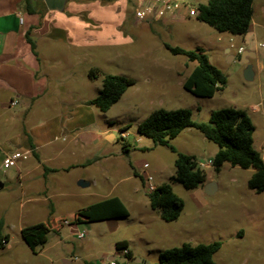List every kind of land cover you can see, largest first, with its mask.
<instances>
[{
  "label": "rangeland",
  "instance_id": "1",
  "mask_svg": "<svg viewBox=\"0 0 264 264\" xmlns=\"http://www.w3.org/2000/svg\"><path fill=\"white\" fill-rule=\"evenodd\" d=\"M115 1L71 0L88 5L73 16L88 27V35L98 32L108 41L95 45L89 40L77 48L73 37L64 41L67 33L59 28L53 36L61 40L35 39L52 86L63 88L58 99L66 103L41 106L28 123L32 135L45 131L52 140L44 149L49 150V161L43 164L48 170L45 176L47 170L37 166L32 150H28V159L17 162L20 181L14 165L9 169L0 166V184H5L0 190V220L2 233L8 235V242L0 247V264H109L110 257L122 263L126 258L114 247L119 241H126L134 257L146 264H156L163 250L212 242L221 243L213 256L215 264H264V192L248 187L251 169L228 163L218 172L212 167L203 169L216 190L201 194L170 181L174 152L143 136L137 140L138 124L154 110L188 109L194 121L207 122L212 111L236 107L251 116L253 147L264 161V117L250 111L252 104L264 100V77L257 74L254 80L245 81V66L237 54L240 47L254 52L256 59L251 64L264 71V47L260 46L264 45V0H252L251 29L245 35L221 33L188 16L189 7L206 0H176L179 9L164 12L162 24L137 26L133 24L135 11L142 10L141 2L146 0H127L123 24L120 15H112ZM165 44L185 50L202 48L209 62L226 76V86L211 98L186 92L182 84L195 63L170 54ZM92 68L100 72L96 79L88 76ZM104 75L126 76L135 84L107 112H100L88 101L97 96ZM64 89L74 96L66 99ZM20 110L14 104L5 114L11 120ZM17 132L9 135L24 134ZM107 135L115 139L110 142ZM43 139L47 138L37 141ZM124 143L132 147L128 155L123 153ZM169 144L176 152L199 154L205 162L217 148L192 128ZM11 148L0 140V164ZM148 176L155 187L169 182L182 199L184 207L176 221L164 222L158 211L150 209L142 185ZM79 181L88 186L79 187ZM112 198L121 200L127 217L77 221L76 214L83 209ZM51 219L57 233L48 232L44 245L32 252L21 238V228ZM80 232L85 234L83 240L76 237Z\"/></svg>",
  "mask_w": 264,
  "mask_h": 264
},
{
  "label": "trees",
  "instance_id": "2",
  "mask_svg": "<svg viewBox=\"0 0 264 264\" xmlns=\"http://www.w3.org/2000/svg\"><path fill=\"white\" fill-rule=\"evenodd\" d=\"M26 1L25 8L29 14H32L34 11L30 7V2ZM39 1L44 8L42 1ZM196 11V19L199 22L218 32L245 35L251 26L252 0H206L205 3L196 6ZM26 40L35 54V45L28 35ZM164 48L172 55H181L187 62L195 63L182 84L183 89L189 94L211 98L226 86V76L209 62L202 48L185 50L168 44H165ZM99 74L98 69L92 68L88 76L96 79ZM134 84V80L126 76L104 75L100 91L95 98L88 101V104L96 107L100 112H107ZM187 128L199 131L206 140L216 145L217 151L211 161L214 171L218 172L225 163L232 167L251 169L253 172L248 180V187L256 193L264 192V161L253 147L254 126L247 113L236 107L212 111L207 122L194 121L188 109H157L138 124L137 132L140 136L150 139L154 145L165 146L176 154L174 175L170 181L180 183L186 190L202 187L206 182V174L196 158L176 152V149L169 144ZM131 150L132 147L128 143L123 144L125 155ZM142 185L144 186V182ZM146 195L150 209L158 211L162 221L173 222L179 218L184 203L174 194L169 182L156 186L152 192H146ZM128 215L124 204L118 198H112L83 209L76 214V219L79 222L89 219L100 221L125 218ZM52 224L51 219L46 223L40 222L21 228V238L32 252L35 253L37 247L44 245L48 232L57 233L58 229H53ZM2 229L3 221L0 220V247L8 242V235L3 234ZM114 247L117 251H125L122 254L126 258L125 262L113 261L114 264H146L143 261L133 262L134 256L128 250L126 241H119ZM220 248V242L195 245L184 243L180 247L161 251L156 264H215L213 256Z\"/></svg>",
  "mask_w": 264,
  "mask_h": 264
},
{
  "label": "crops",
  "instance_id": "3",
  "mask_svg": "<svg viewBox=\"0 0 264 264\" xmlns=\"http://www.w3.org/2000/svg\"><path fill=\"white\" fill-rule=\"evenodd\" d=\"M149 1L150 0L142 1V7L144 3ZM29 2L30 7L34 11L32 14H29L25 8L27 4L26 0H0V140H3L5 144L12 147L10 149L11 152L9 153L32 150L33 155L38 162L37 166L43 167V164L49 161L46 159L49 154L47 151L49 150L44 149L52 142L49 138L50 134H44V131L43 133H34L32 135L28 123L33 118V115L39 111L41 106H54L56 103L64 104L66 101L64 99L62 101L58 99L61 95L59 89L62 87L52 86L50 75L47 72L48 66L47 64L42 63V59L45 58L37 51L35 39L41 38L42 40L49 41L61 40V38L53 36V30L59 29H63L67 33L64 41H67L68 37H73V40L78 43L74 44L77 48L84 47L89 40L94 42L95 45H99V42L108 41L110 39L100 34L98 36V32L93 35H88V27L77 18L73 17L76 13L88 9V5L72 3L71 0H68L63 10V12L68 10L65 14L63 12L47 10L43 1L44 8L41 6L39 0H29ZM127 3V0H117L112 4V15H120L119 19L122 24L126 20ZM117 10L120 12H117ZM19 18H22V23H20ZM161 21V16L151 15L142 21H138L134 18L133 24L135 26L148 23L150 25L155 23L162 24ZM250 29L251 26L249 30ZM27 35L35 45V54L32 52L31 46L26 40ZM252 53L255 55V58L251 60H255L256 54L254 52ZM252 68L253 80L257 74L264 77L262 66L257 67L255 70L252 65ZM62 95L67 97L66 99H71L72 96H74V93L70 91L66 92L64 89ZM12 102L16 105L19 104L21 110L18 112L19 114L12 116L11 120H9V117L5 114V110L12 106ZM250 111L253 112V114L260 112L264 117V100L261 98L260 103L252 104ZM247 115L249 116L255 131V124L253 123L251 116L248 113ZM3 117H5V119H3L4 122H1ZM14 121H17V123ZM18 123H21L20 127ZM15 130H18L17 133L24 134H22V136L9 135V133H15ZM182 132L178 136H180ZM25 133H29V135L26 136ZM40 137L47 139L37 141V138ZM106 138L111 142L115 139V136L107 135ZM140 138L139 135L137 140H140ZM216 151L217 148L212 149V151L209 152L208 162L203 161L199 154L188 153L187 155L194 156L199 166L202 169H206L212 167L211 161ZM9 153H5L3 157ZM2 160L0 164L1 167ZM15 168H17V178L20 181V170L17 164L15 165ZM44 169L47 170L46 168ZM47 172L48 170L45 171L42 176H45ZM209 181H212V179L206 177L205 183ZM4 185L5 184L2 183V188H0V190L4 188ZM143 187L146 190L145 182ZM194 191L203 194V186L194 189Z\"/></svg>",
  "mask_w": 264,
  "mask_h": 264
},
{
  "label": "built area",
  "instance_id": "4",
  "mask_svg": "<svg viewBox=\"0 0 264 264\" xmlns=\"http://www.w3.org/2000/svg\"><path fill=\"white\" fill-rule=\"evenodd\" d=\"M179 7H180V3L176 0H152V1L150 0L149 2L143 4L142 10L135 11V18L138 21H142L147 16L148 17L151 15L162 16L164 12H172L179 9ZM188 16L196 17L197 16L196 9L189 7ZM19 21L20 23H22V18H19ZM260 46L264 47V45H260ZM242 51L243 49L239 48L237 50V54L239 55ZM14 104L15 103L12 102V105ZM29 156H30V151H23V152L16 151L6 154L2 160V168L9 169L11 166L13 165L15 166L18 161L28 159ZM145 188H146V192H152L155 188V186L152 184V178L150 176H148L145 179ZM84 236H85L84 232H80L76 234V237L79 240H83ZM124 252L125 251H123L122 253ZM109 264H114V263L109 262Z\"/></svg>",
  "mask_w": 264,
  "mask_h": 264
},
{
  "label": "water",
  "instance_id": "5",
  "mask_svg": "<svg viewBox=\"0 0 264 264\" xmlns=\"http://www.w3.org/2000/svg\"><path fill=\"white\" fill-rule=\"evenodd\" d=\"M46 9L49 11H57V12H63L65 4L68 0H42ZM228 51V50H227ZM240 61L245 66L243 70V78L245 81H252L253 80V68L250 63V60L255 58V55L252 53V51H242L240 53ZM229 59L232 60L233 57L229 56ZM79 187H86L88 186V183H85L84 181L78 182ZM0 188H2V184H0ZM203 190L206 195H211L216 190V185L212 181H209L203 185ZM110 262L114 261V257L109 258ZM134 263H141V259L135 258L133 259Z\"/></svg>",
  "mask_w": 264,
  "mask_h": 264
}]
</instances>
